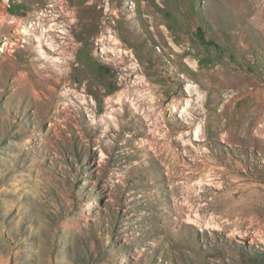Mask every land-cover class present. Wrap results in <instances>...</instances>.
Segmentation results:
<instances>
[{
  "label": "rangeland",
  "instance_id": "374dc122",
  "mask_svg": "<svg viewBox=\"0 0 264 264\" xmlns=\"http://www.w3.org/2000/svg\"><path fill=\"white\" fill-rule=\"evenodd\" d=\"M260 117L264 0H0V264H264Z\"/></svg>",
  "mask_w": 264,
  "mask_h": 264
},
{
  "label": "bare ground",
  "instance_id": "6f19581e",
  "mask_svg": "<svg viewBox=\"0 0 264 264\" xmlns=\"http://www.w3.org/2000/svg\"><path fill=\"white\" fill-rule=\"evenodd\" d=\"M49 32H50V30L47 31L46 29H42L41 30V34L39 36H36L34 38L35 39V43H36V50H37V53L39 54V59H37V60L42 61L43 66L40 69H37L36 66L34 65V61H32L30 64L27 63L25 65L26 69H28V71H29L27 77L30 78V79H34L36 77H40L38 79V82L39 83H42L43 81L44 82L45 81H50L51 79L53 80V77H56V73H58V72H59L58 73L59 78L56 81H59L60 82L62 79L65 80V78L72 73V71L70 72L69 69L68 70H65V71L64 70H61V69L55 70V68L58 69L59 67L61 68L64 65H63V62H62L61 58H57V59L55 58L52 61L50 60L52 58H49V55H48L47 52H49V53H51V52L56 53L60 49V47H55L54 42H53V39L49 36L50 35ZM24 33L26 35L31 36L30 31H28V29H25L24 30ZM59 33L60 34H63L64 32L61 31ZM51 63L54 64V65H52V66H54L53 68L51 66ZM65 64H67V63H65ZM79 67L82 68L81 65ZM83 70H84V67L82 68V71ZM45 73H50V74L49 75H43ZM19 77H21V75ZM123 81H124V79H123ZM97 83L101 87H103V85H104V82H102V81H98ZM67 85H69V84H67ZM105 85L107 86V84H105ZM103 88L105 89V92H107V89L105 87H103ZM193 88L194 87L191 85V86H187L185 89H186V92L189 93V95H191L193 93ZM128 93H126V94H128ZM126 94H124V96ZM128 95H130V93ZM121 96H123V95H121ZM124 100L121 101V102L124 103L125 102ZM189 103L190 102L187 101L186 106L189 105V107H190V104ZM184 111H185V108H184V110L182 112H184ZM219 116H220V114H218V117ZM184 122L186 124H190L191 119H190V116L189 115H188V118H186ZM258 122L259 123L260 122H264V117H260L258 119ZM227 123H228L227 121L226 122H223V123H220V120L217 119V129L214 131V133L212 135V136H216L221 143H228L230 141V139H231L230 134H229V129L227 128ZM251 124L254 125V124H256V122L253 124V120H251ZM207 127H208V124L207 123L205 124V129H202L203 127L200 128L198 126V128L194 132V135H193L194 138L192 140L193 141H204V140L208 139L211 136V134L208 133ZM246 132H249L248 129H247ZM194 166H195L196 169H193V166H188V167L186 166L187 167L186 169L188 171V176L192 175L194 171H197L198 173H200L198 171L199 166L198 165H194ZM183 168H185V167H183ZM209 185L210 184H207L206 186H209ZM189 221L190 222H186V224H192V225H195L196 226V224H194V222H191L190 219H189ZM199 230L202 231V229H199Z\"/></svg>",
  "mask_w": 264,
  "mask_h": 264
}]
</instances>
